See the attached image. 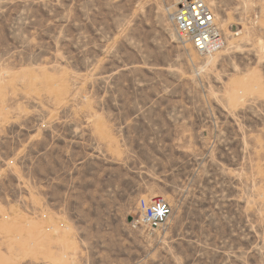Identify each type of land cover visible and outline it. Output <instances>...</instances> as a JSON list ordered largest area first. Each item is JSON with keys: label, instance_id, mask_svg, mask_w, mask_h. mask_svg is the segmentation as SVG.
I'll return each mask as SVG.
<instances>
[{"label": "rangeland", "instance_id": "obj_1", "mask_svg": "<svg viewBox=\"0 0 264 264\" xmlns=\"http://www.w3.org/2000/svg\"><path fill=\"white\" fill-rule=\"evenodd\" d=\"M171 1L0 0V264H264V0Z\"/></svg>", "mask_w": 264, "mask_h": 264}, {"label": "built area", "instance_id": "obj_2", "mask_svg": "<svg viewBox=\"0 0 264 264\" xmlns=\"http://www.w3.org/2000/svg\"><path fill=\"white\" fill-rule=\"evenodd\" d=\"M167 15L176 34L190 43L199 54H213L225 45L224 35L206 0H172ZM135 209L136 216L132 218L130 226L144 231L162 229L171 216L169 203L156 196L138 198ZM50 228L45 227L46 231Z\"/></svg>", "mask_w": 264, "mask_h": 264}]
</instances>
